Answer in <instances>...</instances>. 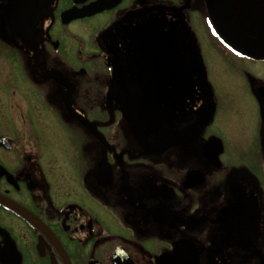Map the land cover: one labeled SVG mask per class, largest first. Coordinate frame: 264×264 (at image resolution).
I'll return each instance as SVG.
<instances>
[{"label":"flooded vegetation","instance_id":"af4514ba","mask_svg":"<svg viewBox=\"0 0 264 264\" xmlns=\"http://www.w3.org/2000/svg\"><path fill=\"white\" fill-rule=\"evenodd\" d=\"M0 264H264V0H0Z\"/></svg>","mask_w":264,"mask_h":264},{"label":"rangeland","instance_id":"374dc122","mask_svg":"<svg viewBox=\"0 0 264 264\" xmlns=\"http://www.w3.org/2000/svg\"><path fill=\"white\" fill-rule=\"evenodd\" d=\"M197 30L200 32L201 35H203L205 33V31L202 28H197ZM202 39H203V43L205 44L206 38L204 36H202ZM205 54H206V58L208 60V63L210 65V68L212 69L215 66L214 62H213L215 55L211 49H206ZM246 95H247V93H246V91H244V93L242 95L237 96V100L244 98ZM246 112H248L251 115V118L249 120V124H250L252 132L254 134V130H255V126H256V123H254L255 122V111L253 110L252 107H250V108H246Z\"/></svg>","mask_w":264,"mask_h":264}]
</instances>
